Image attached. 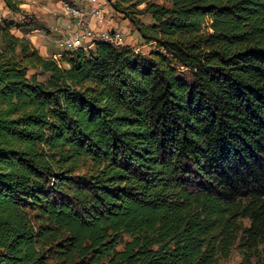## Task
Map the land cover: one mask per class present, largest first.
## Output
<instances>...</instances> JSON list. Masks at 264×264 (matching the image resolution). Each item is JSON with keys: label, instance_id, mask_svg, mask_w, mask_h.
I'll return each instance as SVG.
<instances>
[{"label": "trees", "instance_id": "obj_1", "mask_svg": "<svg viewBox=\"0 0 264 264\" xmlns=\"http://www.w3.org/2000/svg\"><path fill=\"white\" fill-rule=\"evenodd\" d=\"M169 1L114 4L148 54L0 21V264H264V0Z\"/></svg>", "mask_w": 264, "mask_h": 264}, {"label": "built area", "instance_id": "obj_2", "mask_svg": "<svg viewBox=\"0 0 264 264\" xmlns=\"http://www.w3.org/2000/svg\"><path fill=\"white\" fill-rule=\"evenodd\" d=\"M61 6L66 21L53 27L58 33L57 38L61 39V45L85 44L89 37L104 38V30L108 27H93L91 20L103 22L110 10L109 0H75V5L61 3ZM123 35L124 32L115 29V36L106 39L114 40L118 46H122Z\"/></svg>", "mask_w": 264, "mask_h": 264}, {"label": "rangeland", "instance_id": "obj_3", "mask_svg": "<svg viewBox=\"0 0 264 264\" xmlns=\"http://www.w3.org/2000/svg\"><path fill=\"white\" fill-rule=\"evenodd\" d=\"M34 1H36V3H34ZM118 1L119 0H109L110 10L109 13L106 14L105 19L103 20V22H105L106 24V27H108V29L110 30L119 29L122 32H124L123 45L133 48L136 52H142L148 54L152 50L156 49V44L154 42H147L146 40H144L140 36V33L135 29L131 21L129 19H126L123 13L119 12L114 8V4ZM153 1L160 4L170 5L169 0H153ZM57 2L58 0H31V1L29 0V3H31L34 9L37 10V13L32 11L30 12V14H48L50 12L49 9L53 5H56ZM61 10H62V6H61ZM150 19H151L150 16H146L144 18V20L146 21H150ZM45 23L48 25L47 27H43V29L45 32L50 33L51 32L50 29L48 30V28H50L48 27L50 21L47 20V22ZM61 46L62 47L58 45V47L61 48L62 51L63 50L71 51L69 48L65 47L64 45ZM85 47H86L85 50H92L95 48L94 43H89L85 45ZM30 72H34V71L31 70ZM48 77L49 74H43L40 76V79L46 81ZM241 261H242L241 252L237 247H234L230 257L226 260H222L220 264H240Z\"/></svg>", "mask_w": 264, "mask_h": 264}, {"label": "crops", "instance_id": "obj_4", "mask_svg": "<svg viewBox=\"0 0 264 264\" xmlns=\"http://www.w3.org/2000/svg\"><path fill=\"white\" fill-rule=\"evenodd\" d=\"M31 1V0H30ZM36 3V1H34ZM62 0H58L56 5H53L49 9L48 14H30L34 11L37 13V10L34 9L33 5L29 3V0H24L22 8L27 14H14L7 7L4 0H0V21L3 18H13L24 20L25 15L33 16L34 22L36 23V29L30 31L26 36L33 42V44L38 48L40 54L44 57L59 59L62 56V49L58 47L61 46L60 38H57L58 33L53 31V27L56 25H61L66 21V17L61 10ZM47 20L50 21L48 30L50 33L44 31L43 27H47ZM93 27L106 28L105 22H98L96 20H91ZM19 36H24V33L20 30H14ZM58 44V45H57Z\"/></svg>", "mask_w": 264, "mask_h": 264}, {"label": "bare ground", "instance_id": "obj_5", "mask_svg": "<svg viewBox=\"0 0 264 264\" xmlns=\"http://www.w3.org/2000/svg\"><path fill=\"white\" fill-rule=\"evenodd\" d=\"M62 2L66 5H75V0H62ZM54 32H56L53 29ZM115 36V29L114 30H110V29H105L104 30V38L103 37H89L86 39L85 44H77L75 46H69V45H64L65 47L69 48L70 50H76V49H85V45L89 44V43H95L99 40H104V41H113L110 39H106V38H112ZM61 40V39H60Z\"/></svg>", "mask_w": 264, "mask_h": 264}]
</instances>
